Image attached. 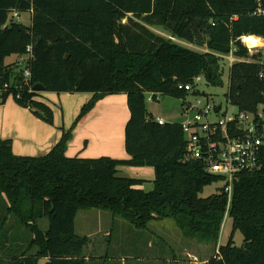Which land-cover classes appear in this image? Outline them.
I'll return each mask as SVG.
<instances>
[{
    "label": "trees",
    "instance_id": "16d2710c",
    "mask_svg": "<svg viewBox=\"0 0 264 264\" xmlns=\"http://www.w3.org/2000/svg\"><path fill=\"white\" fill-rule=\"evenodd\" d=\"M258 7L264 10V0H0V83L10 84L0 103L12 96L52 125L53 111L38 99L35 84L45 92L91 93L71 129L106 95L125 94L129 110L124 160L66 156L69 132L40 156L16 155L11 140L0 139V194L6 203L0 236L9 216L30 235L7 247L6 236L0 237V264H38L41 258L44 264H87L89 237L75 233L74 221L88 209L109 211L138 229L170 218L184 237L217 249L203 264H264V145L260 168L234 181L227 210L222 178L207 174L199 160L184 158L180 123H159L145 107L148 93L185 98L188 92L178 86L198 75L222 87L221 56L232 53L239 60L229 67L226 101L239 111H264V55L250 53L241 41L264 40V14H254ZM13 11L30 13V25L13 18ZM28 46L30 78L24 84L25 66L5 59H18ZM192 94L200 92L195 87ZM124 165L152 167V190L142 188L145 180L119 176ZM214 183H220L217 190L201 197ZM226 214L231 233L219 244ZM42 218L48 221L44 231L38 226ZM235 231L243 237L240 246Z\"/></svg>",
    "mask_w": 264,
    "mask_h": 264
},
{
    "label": "rangeland",
    "instance_id": "374dc122",
    "mask_svg": "<svg viewBox=\"0 0 264 264\" xmlns=\"http://www.w3.org/2000/svg\"><path fill=\"white\" fill-rule=\"evenodd\" d=\"M16 20L24 25H30L31 14L23 12ZM149 28L159 35L168 36L167 32L160 27ZM258 44L259 46L257 47L252 46L255 47L254 49L250 47L252 52L262 51V49H264V44L259 42ZM183 45L197 51L203 50L194 45L190 46L188 43ZM15 57V55L6 57L5 62L12 63L17 60V57ZM220 65L223 71V86H212L206 84L203 79H201L196 87L200 94L193 95L189 93L186 96V102L195 103V98L198 97L201 101V105H204L207 99L211 106L221 105L222 112L227 111V113H234L236 111V107L228 103L225 96L228 88L229 61L223 58ZM117 96H119L117 97L118 100L114 101L112 105L113 110L115 109L114 113H116V111L121 112V110L127 113L123 128H118L120 138L123 136L124 144V127L129 118V110L127 107L126 95L120 93L117 94ZM7 99L13 100L12 96H8L5 100ZM38 99L49 105L52 111H55L57 122L60 121L59 119L62 115L61 111L64 110L63 116L65 117L66 123L69 125L64 128L63 132H69L72 137L74 128L76 125H79L76 124L75 127L71 129L72 122L80 114L82 106L90 97L86 98L83 93L70 94L41 91ZM1 105L2 103H0V107ZM145 107L149 116H152L156 121L157 119H159L158 121L162 119V121L165 120L167 123H180L184 120L181 99L158 94L156 99L149 101L146 98ZM73 112H75V116L72 121L68 123L67 120H69L71 113L72 115L74 114ZM85 117H83L81 121H84L83 119ZM215 118V116L211 117L213 120ZM80 125H85V123ZM118 175L122 176L120 172ZM219 185L220 183H214L207 186L203 190L201 197H206L215 192ZM152 188L153 184L151 183L146 186L145 190H152ZM11 220L16 223L13 217H11ZM11 223V221H8L4 233H1L0 237L2 239L6 235L10 236L11 233H13V237H21L22 241L30 239V235L25 229L22 228V235L20 236V230L18 228L13 230V224L11 225ZM38 226L41 230H46L48 227L47 219L42 218L38 220ZM75 232L78 235L89 237V243L83 250L84 255H87L89 258L88 264H174L171 261L177 258L179 259L177 264H201L200 261L215 256L218 252L211 243H200L195 239L184 237L174 221L170 218L152 220L147 224L146 229H138L121 217H113L109 211L99 209L80 210L75 218ZM230 233L231 223L226 214L222 223L218 243L224 244ZM2 239L0 240L2 241ZM242 239L241 233L235 231L233 235L234 244L240 246L242 244ZM3 254L4 252L0 253V256L3 257ZM45 260L44 258L39 259L38 264H44Z\"/></svg>",
    "mask_w": 264,
    "mask_h": 264
},
{
    "label": "built area",
    "instance_id": "2783aa9c",
    "mask_svg": "<svg viewBox=\"0 0 264 264\" xmlns=\"http://www.w3.org/2000/svg\"><path fill=\"white\" fill-rule=\"evenodd\" d=\"M254 14H264V10L258 7ZM19 15L15 11L12 12V17L15 19ZM168 37L180 44H186L171 36ZM242 38V43L252 53L251 48L243 42ZM31 57V48L28 46L26 54L17 59L19 64L25 66L24 84H28L30 78L29 69L25 64ZM221 57L227 59L229 64L239 60L233 57L232 53ZM201 79L202 76L198 75L193 78L192 84L179 85L178 88L192 94ZM20 87L16 85L15 89ZM9 90L8 82L0 83V94ZM147 99L150 101L155 98L152 93H148ZM216 106H211L207 99L204 105H201L198 97L195 98V103L186 102V97L182 98L181 108L184 120L180 122V126L186 137L184 158L199 160L207 174L222 178V191L227 198L226 209L228 210L233 183L239 174L253 172L260 168L259 155L264 145V111L258 110L252 113L236 109L234 113H227V111L222 112L221 105L219 110L215 111ZM212 116L216 118L213 120Z\"/></svg>",
    "mask_w": 264,
    "mask_h": 264
},
{
    "label": "crops",
    "instance_id": "0c3cea01",
    "mask_svg": "<svg viewBox=\"0 0 264 264\" xmlns=\"http://www.w3.org/2000/svg\"><path fill=\"white\" fill-rule=\"evenodd\" d=\"M255 39H257L259 43L264 44L262 38L257 37ZM257 46H259V44L255 45V47ZM255 47L251 48L254 49ZM261 52L264 55V49H262ZM83 94L86 98H91L92 96L91 93ZM117 97H119L117 94L106 95L96 102L95 106L83 119L84 121L80 120L79 123H77L79 125H76L72 137L67 142L65 150L66 156H78L83 158L108 156L115 159H128V155L124 149L123 136L120 138L118 131L119 127L123 128L127 113H124L123 110L114 113L115 109L113 110L112 105L114 101L118 100ZM53 112L54 122L53 125H49L33 116L27 108L17 105L15 101L5 100L0 107V139L11 140L12 150L16 155L40 156L46 154L59 141L64 128L69 125L66 123L65 117L63 116L64 110L61 111L62 115L59 122L56 121L54 110ZM73 113V115L71 113L69 120H67L68 123H70L75 116V112ZM158 122L167 123L165 120L162 121V119ZM83 123H85V125H80ZM118 172H120L122 176H131V178L145 180L146 182L142 185L144 189H146L148 184L150 185L152 183L154 178V170L152 167L148 166L132 167L124 165L119 167ZM5 213L6 203L4 197L0 195V224ZM8 221L12 222L11 225L13 224V230L17 228L20 230L21 236L23 229L18 227V225L11 220V216L7 218L6 225ZM12 234L13 233H11L10 236L6 235V247L11 244H22L21 237H13ZM86 260L88 264L89 258L87 255ZM178 261L179 259L177 258L172 259L171 262L177 264ZM205 261L206 259L200 261V263L203 264Z\"/></svg>",
    "mask_w": 264,
    "mask_h": 264
},
{
    "label": "bare ground",
    "instance_id": "6f19581e",
    "mask_svg": "<svg viewBox=\"0 0 264 264\" xmlns=\"http://www.w3.org/2000/svg\"><path fill=\"white\" fill-rule=\"evenodd\" d=\"M244 42H246L247 45H249V47H252L258 44V40L255 39L254 37H247L244 39Z\"/></svg>",
    "mask_w": 264,
    "mask_h": 264
},
{
    "label": "water",
    "instance_id": "95a60500",
    "mask_svg": "<svg viewBox=\"0 0 264 264\" xmlns=\"http://www.w3.org/2000/svg\"><path fill=\"white\" fill-rule=\"evenodd\" d=\"M33 90H34V91H37V92H41V91H44V87H43L41 84H35V85L33 86ZM219 107H220V105H217V106L214 108V110H215V111H218V110H219Z\"/></svg>",
    "mask_w": 264,
    "mask_h": 264
}]
</instances>
